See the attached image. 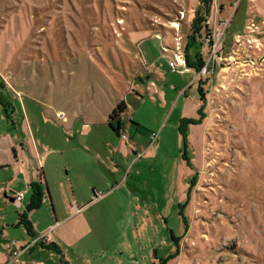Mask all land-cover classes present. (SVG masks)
<instances>
[{
  "label": "rangeland",
  "instance_id": "obj_1",
  "mask_svg": "<svg viewBox=\"0 0 264 264\" xmlns=\"http://www.w3.org/2000/svg\"><path fill=\"white\" fill-rule=\"evenodd\" d=\"M209 5L178 73L199 0H0V264H264V0Z\"/></svg>",
  "mask_w": 264,
  "mask_h": 264
},
{
  "label": "trees",
  "instance_id": "obj_2",
  "mask_svg": "<svg viewBox=\"0 0 264 264\" xmlns=\"http://www.w3.org/2000/svg\"><path fill=\"white\" fill-rule=\"evenodd\" d=\"M210 2H211V0H199V4L201 5V7L197 9L196 14L191 21V33H190V35H187L186 43L184 45L185 64H186L187 68H192L195 70V72H200L202 70V68L204 67L206 62L203 60L201 53H198L196 56H191L189 52H190L191 47H195L197 44L202 45V42L199 41V39L201 37V31H203V30L208 31L209 30L203 25V23L205 21L204 16L208 15V12H209L208 9L210 6L209 5ZM201 8H202V10H201ZM197 92H198V97L202 102V104H200L199 108H198V116L197 117H182L180 119V122H179L178 129H179V132L182 136L183 145H185L187 143L188 126L198 125V124L202 123L203 119L206 117V113L204 111L205 92L203 91V89L201 87L197 88ZM125 110H126V105H125L124 101H120L117 103L115 108L111 111V113L109 114V117H111V118L116 117L118 114L122 113ZM183 158L185 159L187 165L190 166L189 157L186 155V153L183 154ZM32 193H33V197L31 198L29 203L26 205V207H25L26 211H31V210L37 208L39 205L41 193H40V189L38 188V184H32ZM183 207H184V204H181L179 213H180L181 218L183 220L184 226L186 227L187 222H186V218L183 215ZM26 217H27V215L25 213H22L19 216V222H20V224L23 225V227L25 228L26 232L29 235H33L32 224ZM177 240H178V238H176L175 242H177ZM35 243L44 249L53 250L57 254H62L61 249L59 248V246L55 242H52V241L45 242L42 239L40 241L36 240ZM173 256L174 255H172V257ZM166 261L167 260H165L162 264H165Z\"/></svg>",
  "mask_w": 264,
  "mask_h": 264
},
{
  "label": "crops",
  "instance_id": "obj_3",
  "mask_svg": "<svg viewBox=\"0 0 264 264\" xmlns=\"http://www.w3.org/2000/svg\"><path fill=\"white\" fill-rule=\"evenodd\" d=\"M156 35V37H158V35L157 34H155ZM162 46L163 47H165V45H163L162 44ZM164 52H169L170 53V55L171 56H173V54H174V50H172V49H167V50H164ZM142 53H146L145 52V49L143 48V52ZM147 59H150L151 61H152V58L150 57V58H147ZM172 59L170 58L169 60H168V65H169V62L171 61ZM193 69L192 68H189L188 70H187V72H190V71H192ZM186 72V71H185ZM196 73V72H195ZM195 78H196V74L194 75V77L190 80V82H189V84L188 85H186L185 86V88L186 89H184V90H182V91H184V92H187L188 91V89H190L191 90V88L193 87V89H194V91L193 92H191V96L192 97H194V95H195V92L197 91V84L195 83V82H193V80H195ZM181 93V92H180ZM190 93V92H189ZM121 101V99H119V98H115L114 100H109L108 101V103H107V105H106V108H105V111H104V114H105V116H109V114L111 113V111L115 108V106L117 105V103L118 102H120ZM197 103H199V102H197ZM195 104V103H194ZM104 116V117H105ZM181 117H196V116H192V115H190V114H186V113H183V114H181ZM190 126H192V125H190ZM194 126V125H193ZM19 171V170H18ZM37 178H38V184L39 185H43V179H44V177H43V172H42V170L38 167V169H37ZM42 183V184H41ZM43 187V186H42ZM20 192V191H19ZM14 194L15 193H13L12 195H11V197H9V200L11 201V202H13V197H14ZM4 198L6 199L7 198V196L5 195L4 196ZM24 199H25V193H24V197H23V199H22V203H23V201H24ZM29 214V213H28ZM28 214H27V219L31 222V220L29 219V217H28ZM20 224V222H19V218H18V222H17V225H19ZM31 224H32V233L34 234V232H36L35 231V228H34V226H33V223L31 222ZM53 225V224H52ZM25 229V228H24ZM26 231V230H25ZM27 233V232H26ZM28 234V233H27ZM29 235V234H28ZM36 237H39V239H38V241H40V240H42V238H40L41 236H40V234H38ZM35 237V238H36ZM34 238V239H35ZM33 240V239H32ZM31 240V241H32ZM45 242H49V241H45ZM25 244V243H24ZM27 244V245H26ZM25 244V246H20V245H17V243L15 242V245L13 246V248H16V247H18V246H20V248H25L26 246H28V248H26L25 250H23L24 252H28V254L29 253H31L32 252V250H33V248H34V246H35V244L36 243H34V241L33 242H27ZM10 248V247H9ZM8 248V249H9ZM44 249V248H43ZM6 256H7V260H8V262L9 263H12V262H15L14 261V259H13V256L11 255V252H9V251H7L6 252V254H5Z\"/></svg>",
  "mask_w": 264,
  "mask_h": 264
},
{
  "label": "built area",
  "instance_id": "obj_4",
  "mask_svg": "<svg viewBox=\"0 0 264 264\" xmlns=\"http://www.w3.org/2000/svg\"><path fill=\"white\" fill-rule=\"evenodd\" d=\"M206 40H209V37L206 36ZM210 41V40H209ZM212 50L214 51L215 46H216V42L212 39ZM163 50H167L165 47H163ZM169 66L171 68V71L173 72H178V73H183L185 71L188 70L186 64H185V59L184 56L182 54V52L180 51L179 47H175V51L174 54L172 56V60L169 62ZM206 68H202L201 71H204ZM155 137V134H153L152 138ZM24 197V192L20 191L14 194L13 197V202L16 204V206H20L22 199ZM14 243V242H13ZM15 245V243L13 245H11L12 247ZM26 248H28V246H26L25 248H14L11 251V255L13 256V258L17 257L19 255L20 252H22L23 250H25Z\"/></svg>",
  "mask_w": 264,
  "mask_h": 264
}]
</instances>
